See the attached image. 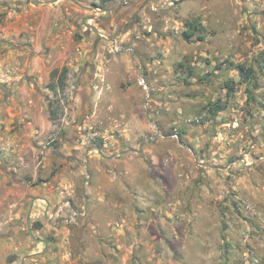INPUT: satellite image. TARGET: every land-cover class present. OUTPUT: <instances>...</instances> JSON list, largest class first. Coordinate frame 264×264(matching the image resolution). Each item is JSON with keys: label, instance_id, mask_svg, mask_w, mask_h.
I'll list each match as a JSON object with an SVG mask.
<instances>
[{"label": "rangeland", "instance_id": "1", "mask_svg": "<svg viewBox=\"0 0 264 264\" xmlns=\"http://www.w3.org/2000/svg\"><path fill=\"white\" fill-rule=\"evenodd\" d=\"M0 264H264V0H0Z\"/></svg>", "mask_w": 264, "mask_h": 264}, {"label": "trees", "instance_id": "2", "mask_svg": "<svg viewBox=\"0 0 264 264\" xmlns=\"http://www.w3.org/2000/svg\"><path fill=\"white\" fill-rule=\"evenodd\" d=\"M112 1H114V0H100L102 5H107L108 3L112 2ZM186 27H187V29L184 32V34H185L187 40L194 38L198 33H200V32L202 33L204 31L203 27L201 26V24L197 20L187 21ZM198 38L201 41L203 40V37L201 35H199ZM242 76L245 77L244 74ZM65 78H66V73H64L63 77L60 79L61 84L64 83ZM54 88H56V87L54 86ZM224 110H225V107L220 103H216L213 106V113L214 114H218L219 112L224 111Z\"/></svg>", "mask_w": 264, "mask_h": 264}, {"label": "built area", "instance_id": "3", "mask_svg": "<svg viewBox=\"0 0 264 264\" xmlns=\"http://www.w3.org/2000/svg\"><path fill=\"white\" fill-rule=\"evenodd\" d=\"M142 85H145V82H142ZM80 216L79 212L77 211H73L72 215L70 216L69 219H66L64 222H66L67 224L72 223L76 218H78Z\"/></svg>", "mask_w": 264, "mask_h": 264}, {"label": "water", "instance_id": "4", "mask_svg": "<svg viewBox=\"0 0 264 264\" xmlns=\"http://www.w3.org/2000/svg\"><path fill=\"white\" fill-rule=\"evenodd\" d=\"M142 64H143V62H142Z\"/></svg>", "mask_w": 264, "mask_h": 264}]
</instances>
